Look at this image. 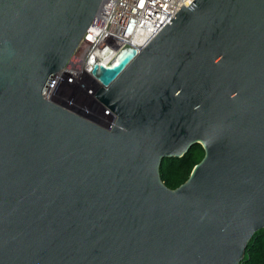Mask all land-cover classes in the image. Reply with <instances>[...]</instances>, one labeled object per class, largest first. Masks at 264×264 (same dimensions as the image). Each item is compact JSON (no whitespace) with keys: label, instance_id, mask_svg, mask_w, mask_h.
<instances>
[{"label":"water","instance_id":"1","mask_svg":"<svg viewBox=\"0 0 264 264\" xmlns=\"http://www.w3.org/2000/svg\"><path fill=\"white\" fill-rule=\"evenodd\" d=\"M101 2L0 0V264H239L264 228V0H192L95 62L110 126L43 97Z\"/></svg>","mask_w":264,"mask_h":264},{"label":"built area","instance_id":"2","mask_svg":"<svg viewBox=\"0 0 264 264\" xmlns=\"http://www.w3.org/2000/svg\"><path fill=\"white\" fill-rule=\"evenodd\" d=\"M191 1L102 0L78 47L52 76L43 97L110 126V111L100 112L102 105L94 97L92 65L109 62L123 47L143 49L182 4L187 6Z\"/></svg>","mask_w":264,"mask_h":264},{"label":"trees","instance_id":"3","mask_svg":"<svg viewBox=\"0 0 264 264\" xmlns=\"http://www.w3.org/2000/svg\"><path fill=\"white\" fill-rule=\"evenodd\" d=\"M203 153L201 145L195 144L180 157L163 158L161 169H159L163 183L172 189L178 187L187 179L193 166L202 158ZM239 264H264V228L254 232Z\"/></svg>","mask_w":264,"mask_h":264},{"label":"bare ground","instance_id":"4","mask_svg":"<svg viewBox=\"0 0 264 264\" xmlns=\"http://www.w3.org/2000/svg\"><path fill=\"white\" fill-rule=\"evenodd\" d=\"M91 85V84H90Z\"/></svg>","mask_w":264,"mask_h":264}]
</instances>
